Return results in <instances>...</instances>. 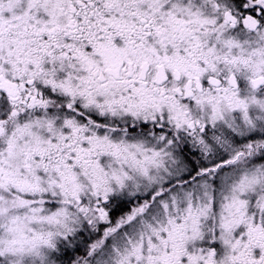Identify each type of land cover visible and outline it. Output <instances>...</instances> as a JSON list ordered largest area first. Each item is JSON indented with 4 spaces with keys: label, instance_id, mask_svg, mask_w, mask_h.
Masks as SVG:
<instances>
[{
    "label": "snow or ice",
    "instance_id": "1",
    "mask_svg": "<svg viewBox=\"0 0 264 264\" xmlns=\"http://www.w3.org/2000/svg\"><path fill=\"white\" fill-rule=\"evenodd\" d=\"M0 264H264V0H0Z\"/></svg>",
    "mask_w": 264,
    "mask_h": 264
}]
</instances>
